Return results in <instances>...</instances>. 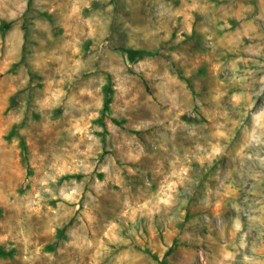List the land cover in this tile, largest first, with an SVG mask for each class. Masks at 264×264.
Wrapping results in <instances>:
<instances>
[{
	"label": "rangeland",
	"instance_id": "rangeland-1",
	"mask_svg": "<svg viewBox=\"0 0 264 264\" xmlns=\"http://www.w3.org/2000/svg\"><path fill=\"white\" fill-rule=\"evenodd\" d=\"M0 246L264 264V0H0Z\"/></svg>",
	"mask_w": 264,
	"mask_h": 264
},
{
	"label": "trees",
	"instance_id": "trees-1",
	"mask_svg": "<svg viewBox=\"0 0 264 264\" xmlns=\"http://www.w3.org/2000/svg\"><path fill=\"white\" fill-rule=\"evenodd\" d=\"M123 50L128 53L129 58L132 60L138 56H141L142 54H145V51L136 50V49H132V48H124ZM109 102H110V99H109V96H108L107 91H106L104 105L107 107ZM77 176L79 177V175H77ZM4 254H6V251L0 246V255H4Z\"/></svg>",
	"mask_w": 264,
	"mask_h": 264
}]
</instances>
